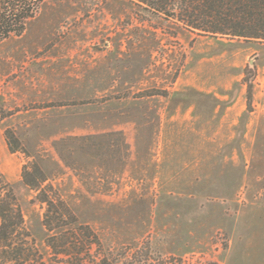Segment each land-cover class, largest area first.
<instances>
[{"label":"rangeland","instance_id":"1","mask_svg":"<svg viewBox=\"0 0 264 264\" xmlns=\"http://www.w3.org/2000/svg\"><path fill=\"white\" fill-rule=\"evenodd\" d=\"M202 33L129 0H44L0 38V178L39 242L34 162L125 261L264 264V42Z\"/></svg>","mask_w":264,"mask_h":264},{"label":"trees","instance_id":"2","mask_svg":"<svg viewBox=\"0 0 264 264\" xmlns=\"http://www.w3.org/2000/svg\"><path fill=\"white\" fill-rule=\"evenodd\" d=\"M152 15L211 36L264 42V0H129ZM44 0H1L0 38L22 34ZM202 33V34H203ZM247 108L252 110L253 86L248 80ZM12 152L20 150L15 134L5 131ZM38 163L23 171V182L44 206L41 242L29 226L20 198L0 178V264H166L151 250H137L125 261L122 247L106 244L97 231L81 221L63 195L46 183Z\"/></svg>","mask_w":264,"mask_h":264}]
</instances>
